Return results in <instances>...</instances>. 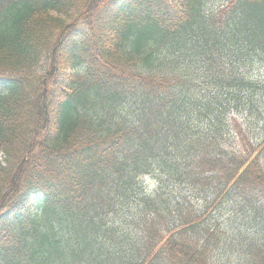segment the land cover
Masks as SVG:
<instances>
[{"label": "trees", "instance_id": "1", "mask_svg": "<svg viewBox=\"0 0 264 264\" xmlns=\"http://www.w3.org/2000/svg\"><path fill=\"white\" fill-rule=\"evenodd\" d=\"M255 60L264 0H0V264H264Z\"/></svg>", "mask_w": 264, "mask_h": 264}, {"label": "rangeland", "instance_id": "2", "mask_svg": "<svg viewBox=\"0 0 264 264\" xmlns=\"http://www.w3.org/2000/svg\"><path fill=\"white\" fill-rule=\"evenodd\" d=\"M208 1H209V4L211 6L212 5L217 6V5H220L221 3L225 2L226 0H208ZM243 70H244L245 74L252 79L261 78L264 76V61H256L255 60V61L248 62L246 64V66L243 68ZM251 130H252V133L255 134L257 140L258 139L260 140V145L262 147H264V124H263V122L260 121ZM144 179H145L143 181L144 186L148 189L151 188V190L154 189L155 184H154L153 180L150 177H145ZM186 188L187 187H185L183 185H179V193H178L179 197L185 196ZM222 221H223L224 226L228 227V226L233 225L234 228H236L235 227L236 224L243 223L242 219H240V218H237L236 220L229 219L228 213H225L222 216V220L220 219L221 224H222ZM237 258H238V254L236 256H234L232 259L236 260Z\"/></svg>", "mask_w": 264, "mask_h": 264}]
</instances>
